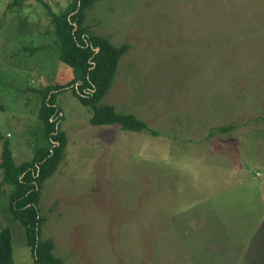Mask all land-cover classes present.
I'll return each instance as SVG.
<instances>
[{
	"label": "rangeland",
	"instance_id": "obj_1",
	"mask_svg": "<svg viewBox=\"0 0 264 264\" xmlns=\"http://www.w3.org/2000/svg\"><path fill=\"white\" fill-rule=\"evenodd\" d=\"M42 1L59 13L72 0ZM48 7L0 0V134L16 165L39 145L38 91L72 78ZM84 14L90 32L129 45L96 104L150 130L91 125L70 90L55 95L66 143L38 201L53 256L264 264V0H96ZM11 189L0 184V226L10 228L13 264H35L6 212Z\"/></svg>",
	"mask_w": 264,
	"mask_h": 264
},
{
	"label": "trees",
	"instance_id": "obj_2",
	"mask_svg": "<svg viewBox=\"0 0 264 264\" xmlns=\"http://www.w3.org/2000/svg\"><path fill=\"white\" fill-rule=\"evenodd\" d=\"M96 0H72L67 7L55 13L46 2L38 0L54 24L58 39V60L72 69V78L65 84H54L39 90L41 104L37 113L42 123L37 145L30 161L16 165L8 138L0 134V184H8L11 191L6 212L18 219L24 228L25 241L31 250L35 264H60L51 253L52 242L41 238L38 201L43 181L50 178L62 158L66 143L65 133L59 129L61 110L54 103L55 95L70 90L77 101L90 108L88 122L91 125L119 124L120 128L141 131L150 126L132 113H121L114 105H98L117 74L121 56L129 49L127 42L116 45L108 36L94 34L82 24L85 9ZM37 49V48H35ZM264 122V114L257 116ZM235 123L212 128L209 136L229 133ZM42 141V143H39ZM1 192V190H0ZM0 264H13L12 235L8 225L0 226Z\"/></svg>",
	"mask_w": 264,
	"mask_h": 264
}]
</instances>
